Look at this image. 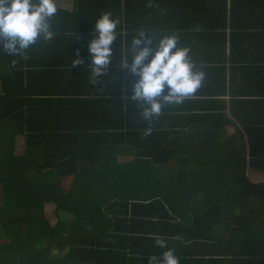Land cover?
<instances>
[{"label": "trees", "instance_id": "obj_1", "mask_svg": "<svg viewBox=\"0 0 264 264\" xmlns=\"http://www.w3.org/2000/svg\"><path fill=\"white\" fill-rule=\"evenodd\" d=\"M125 5L76 0L78 8L59 10L53 25L78 23L80 30L104 12L135 23ZM231 20L236 46V32L243 37L247 27L232 12ZM18 57L0 45V264H149L166 250L156 239L180 264H264L263 87L226 99L223 76L214 104L166 105L149 125L142 108L118 92L126 78L116 69L120 50L111 66L119 81L91 84L99 95L77 86L89 83L82 64L66 66L59 87L52 63ZM241 81L231 77L230 88ZM249 94L255 98L241 97ZM247 171L263 180L253 182ZM45 205L53 206V225Z\"/></svg>", "mask_w": 264, "mask_h": 264}, {"label": "crops", "instance_id": "obj_2", "mask_svg": "<svg viewBox=\"0 0 264 264\" xmlns=\"http://www.w3.org/2000/svg\"><path fill=\"white\" fill-rule=\"evenodd\" d=\"M121 1L123 2L122 11H124V6H127L125 4H130V10L133 13L131 16L134 17L135 23H119L118 25V39L113 43L112 48L114 54H116V50H120V64L124 55L127 54L132 39L139 32L143 31L152 37L154 44L165 35H176L179 38L178 46L189 48L191 60L198 69L205 73L203 86L195 95L185 101L198 100L203 106L214 104V102H209V99L212 97L213 99H220L217 92H221V84L219 82L223 76L226 79L222 86L227 95L226 99L229 97L228 93L233 90V92H252L259 90L261 87L264 88V0ZM57 5L59 10L68 13L74 12L78 8L76 0H57ZM231 12L242 20V22L238 21L236 23L241 29L247 27L246 34L243 37L236 32L234 39V41H237L236 46H233V40L231 39L233 32L230 23H235L234 20H231ZM77 24L55 23L54 31H56L57 35L53 41L39 43L30 48L26 53V59L20 56L18 58L23 62L33 63L35 66H46L52 63L50 68L59 71L55 75V78H58L61 73L65 72L64 68L66 66L72 65L77 58L76 53L79 51L77 59L83 57L84 63L82 66L90 73L88 69L90 56L87 51L86 39L89 41L93 39L92 34L95 31V23H87L81 26L80 28L82 29L80 30L76 29ZM128 28H130V32H127ZM246 44L252 45L244 47ZM231 47L236 50V55L233 54ZM70 60L72 61L71 64H69ZM256 60H263V65L257 63ZM114 61H116V57L113 55L108 75L100 78L99 83L104 80L119 81L117 72L111 68ZM217 61L219 62L216 67L215 63ZM129 63H131V60H129ZM120 64H116V69H120ZM126 71L121 69L122 76L125 74L126 78L121 81L122 85L118 92L122 91L124 97H131L133 94L132 85L138 78L132 77ZM89 75L86 76L89 78ZM231 77L235 80L236 78L242 79L243 81L238 83H243L246 87L232 82V87L230 88L229 80ZM62 79L63 77H60L55 81L56 84H59V87L65 85V80L63 82ZM86 80L79 79L77 81V86L80 90L99 95V87L94 88ZM72 85L73 83L67 87L70 92H72L70 89ZM126 92H129L130 95L125 94ZM165 92H167V88ZM241 97L255 98L251 97L250 94ZM184 104L185 108L188 106L192 107L186 102ZM226 129L228 131L233 130L230 126L226 127ZM246 173L253 182H261L263 180L261 173L253 171H247ZM224 215L225 219H234L230 214ZM233 226V224H227L226 230L230 232ZM261 229H263L264 242V222Z\"/></svg>", "mask_w": 264, "mask_h": 264}, {"label": "clouds", "instance_id": "obj_3", "mask_svg": "<svg viewBox=\"0 0 264 264\" xmlns=\"http://www.w3.org/2000/svg\"><path fill=\"white\" fill-rule=\"evenodd\" d=\"M58 11L57 0H0L2 52L26 59L30 48L53 41L57 35L53 20ZM118 25L119 21L110 12L102 13L95 20L93 39L87 49L89 83L93 86L108 75L114 55L112 45L118 39ZM178 45L176 35H165L154 44L153 38L141 31L132 39L119 66L138 78L132 85L130 99L142 108L141 118L149 125L161 115L166 105L183 104L203 86L204 71L191 60L190 49ZM76 55L79 57V51ZM83 63V59H75L71 67ZM151 132L149 126L144 135ZM155 243L166 250L161 257L150 256L149 264H180L175 250L168 248L165 240L156 239Z\"/></svg>", "mask_w": 264, "mask_h": 264}, {"label": "rangeland", "instance_id": "obj_4", "mask_svg": "<svg viewBox=\"0 0 264 264\" xmlns=\"http://www.w3.org/2000/svg\"><path fill=\"white\" fill-rule=\"evenodd\" d=\"M230 133V130L228 131ZM22 151V141L17 138L15 140V149H14V152L15 154H20ZM1 198V196H0ZM44 213H45V216L49 222L50 225H53L54 222H55V217L53 216V206L52 205H45L44 206Z\"/></svg>", "mask_w": 264, "mask_h": 264}]
</instances>
